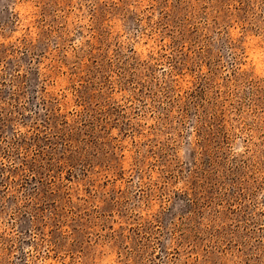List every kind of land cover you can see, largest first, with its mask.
Masks as SVG:
<instances>
[{
    "label": "rangeland",
    "instance_id": "rangeland-1",
    "mask_svg": "<svg viewBox=\"0 0 264 264\" xmlns=\"http://www.w3.org/2000/svg\"><path fill=\"white\" fill-rule=\"evenodd\" d=\"M0 264H264V0H0Z\"/></svg>",
    "mask_w": 264,
    "mask_h": 264
}]
</instances>
